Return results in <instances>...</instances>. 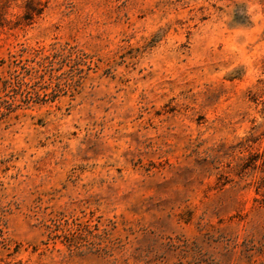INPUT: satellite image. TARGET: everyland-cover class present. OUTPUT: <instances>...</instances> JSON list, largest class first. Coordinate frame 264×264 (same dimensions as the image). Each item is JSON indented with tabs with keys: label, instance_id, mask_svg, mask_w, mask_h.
I'll return each mask as SVG.
<instances>
[{
	"label": "rangeland",
	"instance_id": "1",
	"mask_svg": "<svg viewBox=\"0 0 264 264\" xmlns=\"http://www.w3.org/2000/svg\"><path fill=\"white\" fill-rule=\"evenodd\" d=\"M27 1L0 0V264H264V0Z\"/></svg>",
	"mask_w": 264,
	"mask_h": 264
},
{
	"label": "trees",
	"instance_id": "2",
	"mask_svg": "<svg viewBox=\"0 0 264 264\" xmlns=\"http://www.w3.org/2000/svg\"><path fill=\"white\" fill-rule=\"evenodd\" d=\"M41 14V10L38 9V8H34V0H28L27 3H26V13H25V17H27V19L29 20H32L33 17L35 15H39ZM258 190L257 191H261L262 189L264 190V182L261 181L259 182V185H258ZM258 203L260 204H263L264 203V200H256ZM224 238L223 236L221 237V239ZM264 242V236H263V240ZM250 244H255V240L254 239H246L241 245H245V246H248ZM233 245H238L237 241L234 242Z\"/></svg>",
	"mask_w": 264,
	"mask_h": 264
}]
</instances>
